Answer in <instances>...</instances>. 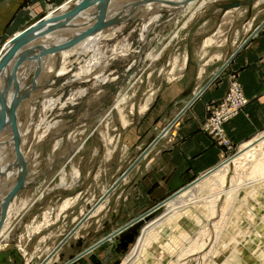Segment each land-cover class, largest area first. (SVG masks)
I'll list each match as a JSON object with an SVG mask.
<instances>
[{
    "label": "rangeland",
    "instance_id": "obj_1",
    "mask_svg": "<svg viewBox=\"0 0 264 264\" xmlns=\"http://www.w3.org/2000/svg\"><path fill=\"white\" fill-rule=\"evenodd\" d=\"M77 1L67 0L56 8L70 4L64 9L70 17L72 9L82 5ZM164 2L165 8L144 17L132 15L122 23L101 26L100 36L89 48L80 49L81 42L68 45L58 61L50 60L56 50L50 49L53 52L40 57L53 75L45 78L40 67L20 71L26 73L21 89L31 91L27 106L17 116L22 164L15 187L20 188L0 216V264H68L72 260L70 264H105L97 255L104 258L114 239L89 249L118 230L108 235V229L100 235L87 231L109 218L114 206L108 203L127 172L124 168L137 156L136 149H148L181 109L180 100L192 97L197 84L219 65H227L230 56L264 28V0H200L194 9L187 0L178 10ZM231 76L227 92L216 104L226 98L231 83L240 87L238 77ZM224 138L229 147L216 140L222 148L221 162L229 161V186L233 173L241 170L231 160L242 147L234 146L225 130ZM240 196L243 199L244 193ZM262 196L264 189L250 194L243 207L236 203L233 220H239L235 229L241 236L237 242L228 241L227 248L219 246L213 262L264 263ZM163 204L143 225L164 212ZM186 230L185 236L198 232L193 226ZM160 237L159 244L168 242ZM125 254L107 264H119ZM146 255L142 264H168L177 258L173 254L157 261L150 252Z\"/></svg>",
    "mask_w": 264,
    "mask_h": 264
},
{
    "label": "bare ground",
    "instance_id": "obj_2",
    "mask_svg": "<svg viewBox=\"0 0 264 264\" xmlns=\"http://www.w3.org/2000/svg\"><path fill=\"white\" fill-rule=\"evenodd\" d=\"M138 1L140 0H78L77 2L87 5L70 17H66L67 15L64 13V9L70 4L67 3L59 7L44 16L46 20L38 32L42 33L50 27L56 29L40 34L38 38L30 41L0 71V216L6 210L7 200L20 187V185L18 188L15 187L16 183L18 185L16 178L22 164L21 147H19L21 127L17 123V116L27 106L31 91L29 88L27 91L21 89V84L26 79V73L20 71L22 69L37 70L40 67L43 75L46 73V78L50 73L53 75L52 70L44 66L45 61L40 56L47 52H53L50 49L56 50L53 52L54 56L51 54L50 58L52 59H48L58 61L59 57L65 54L63 48L68 45L81 42L80 49L89 48L100 36L99 28L107 23H122L132 15L144 17L154 9L165 8L164 1L174 4L169 9L178 10L183 7L181 4L187 0H142L141 3ZM189 1L187 6L192 9L196 8L200 2V0ZM14 37L4 44L0 51V60L13 44ZM41 79L42 77H40ZM13 106L16 120L15 131L9 119V112ZM241 147L240 153L231 160L233 166L239 167L241 170L233 173L229 186L226 184L230 174L229 161H224L219 164L220 166L218 165L217 168L203 174L191 185L167 199L163 204L164 212L141 227L134 244L119 264L145 263L144 259L148 252L153 254L157 261H162L164 257L171 258L173 254H176V260L171 261L170 259L169 262L167 261L168 264H217L216 261L213 262V259L217 258L218 247H222L223 244V247L227 248L228 241H236V238L241 236V231L235 229L239 226L237 223L239 220L237 219V224L233 220V216L237 214L236 203L239 202L237 205L243 207V203L246 202L250 194L254 195L258 190L264 189V134L244 143ZM24 174L22 168V180ZM241 192L244 193L243 199H240ZM251 198L253 199V197ZM203 218H205V223ZM186 226L196 227L198 232L194 236H185ZM173 228L178 230V234L176 231H172ZM236 231L238 232L236 233ZM160 236L167 238L168 242L159 244L157 241L161 238ZM1 237L0 230V239ZM180 243L183 244L182 248L179 246Z\"/></svg>",
    "mask_w": 264,
    "mask_h": 264
},
{
    "label": "crops",
    "instance_id": "obj_3",
    "mask_svg": "<svg viewBox=\"0 0 264 264\" xmlns=\"http://www.w3.org/2000/svg\"><path fill=\"white\" fill-rule=\"evenodd\" d=\"M65 1L0 0V44ZM234 75L248 103L240 114L224 124L226 137L234 146H241L264 132L263 28L230 56L227 65H219L201 85L197 84V89L194 86L196 92L192 97L180 100L181 109L148 149H136L137 156L124 168L127 172L108 203L114 206L106 216L109 218L87 233L100 235L108 229V235L121 229L221 163L222 148L216 138L203 130V123L227 92L230 76L235 78ZM160 110H164L163 106ZM165 130H169L166 135Z\"/></svg>",
    "mask_w": 264,
    "mask_h": 264
},
{
    "label": "water",
    "instance_id": "obj_4",
    "mask_svg": "<svg viewBox=\"0 0 264 264\" xmlns=\"http://www.w3.org/2000/svg\"><path fill=\"white\" fill-rule=\"evenodd\" d=\"M87 4H82L80 6H76L74 9H72L70 14H75L76 12L82 10ZM46 18L42 17L39 19V21L35 22L34 24L28 26L24 30H22L19 34H17L13 38V44L8 48V50L5 52L4 56L0 60V71L7 65L8 61L16 54L18 53L22 48H24L30 41L38 38L40 34L48 33L52 30H55L56 28H47L42 33L38 32L40 30L42 24H44V21ZM38 32V33H36ZM9 119L10 123L12 125V128L15 131L16 127V120L14 116V106L9 112ZM20 188V187H19ZM18 188V189H19ZM17 189V190H18ZM177 194V193H176ZM175 195V194H174ZM173 195V196H174ZM163 203L155 206L153 209L142 215L141 217H138L134 219L133 221L127 223L119 229L118 231L111 234L107 239H104L100 241L95 247L100 246L101 244H104L107 240L114 239V242L111 244L110 247L104 250V258L103 261L105 264H107L110 260H115L119 255L127 253L130 246H132L139 234V230L141 226L143 225L144 219L146 220L149 216H152L156 212L160 211V207ZM98 260L95 259L94 262ZM74 260H72L70 263H73ZM100 264V263H97Z\"/></svg>",
    "mask_w": 264,
    "mask_h": 264
},
{
    "label": "built area",
    "instance_id": "obj_5",
    "mask_svg": "<svg viewBox=\"0 0 264 264\" xmlns=\"http://www.w3.org/2000/svg\"><path fill=\"white\" fill-rule=\"evenodd\" d=\"M248 100L243 96L242 90L236 83H231L226 98L216 104L213 108L212 116L203 126V130L217 138L220 144L229 147V143L224 138V124L237 116L247 105Z\"/></svg>",
    "mask_w": 264,
    "mask_h": 264
}]
</instances>
